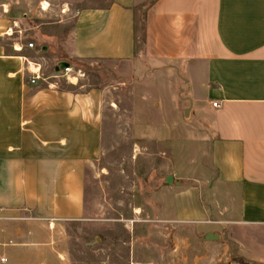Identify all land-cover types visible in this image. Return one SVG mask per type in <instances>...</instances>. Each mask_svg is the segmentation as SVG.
I'll return each mask as SVG.
<instances>
[{"label": "crops", "instance_id": "0c3cea01", "mask_svg": "<svg viewBox=\"0 0 264 264\" xmlns=\"http://www.w3.org/2000/svg\"><path fill=\"white\" fill-rule=\"evenodd\" d=\"M106 1L78 12L64 61L74 67V61L146 60L160 81L179 90L175 121L165 115L161 94L157 126L142 123L134 132L165 153L166 122L184 121L188 110L189 122L197 121L210 140L208 191L171 174L175 185L162 189L172 202L168 221L194 226L203 241L225 228L253 229L264 261V0H158L138 53L134 9L148 0ZM26 17L2 3L0 264H61L63 237L86 215L88 170L102 153V103L63 91L24 54ZM53 37L37 33L36 51L44 53ZM38 67L44 80L31 85ZM110 105L119 109L118 102ZM145 113L138 119L151 120ZM149 128L160 134L140 131Z\"/></svg>", "mask_w": 264, "mask_h": 264}, {"label": "rangeland", "instance_id": "374dc122", "mask_svg": "<svg viewBox=\"0 0 264 264\" xmlns=\"http://www.w3.org/2000/svg\"><path fill=\"white\" fill-rule=\"evenodd\" d=\"M2 3L26 14V45L34 43L37 33L54 36L44 53L35 46L24 48V54L43 65L44 75L53 76L63 91L102 103V153L88 170L86 215L69 225L63 237L61 264H264L253 229H221L218 241L206 242L194 226L168 221L172 202L162 193L169 188L168 175L175 174L186 187L196 184L208 191L210 140L197 121L189 122L190 115L180 123L166 122L161 132H170L165 153L156 142L134 134L139 124L157 126L153 116L159 95L166 98L165 115L174 121L170 114L183 105L179 90L160 81L148 61L83 63L86 68L73 64L83 75L73 84L55 72L65 62L78 12L105 6L106 0H0V11ZM176 83L180 86V80ZM111 101L118 102V110ZM144 111L151 120L138 119ZM140 131L160 134L154 128Z\"/></svg>", "mask_w": 264, "mask_h": 264}, {"label": "trees", "instance_id": "16d2710c", "mask_svg": "<svg viewBox=\"0 0 264 264\" xmlns=\"http://www.w3.org/2000/svg\"><path fill=\"white\" fill-rule=\"evenodd\" d=\"M158 0H148V2L144 5L137 6L135 11V44H136V52L140 51L144 45H145V39H146V19H147V13L148 10L157 2ZM39 49H42V47H38ZM66 63L70 64V61H65ZM77 63H80V66H83L86 68L83 63V61H74V65ZM90 64H93L91 62Z\"/></svg>", "mask_w": 264, "mask_h": 264}, {"label": "built area", "instance_id": "2783aa9c", "mask_svg": "<svg viewBox=\"0 0 264 264\" xmlns=\"http://www.w3.org/2000/svg\"><path fill=\"white\" fill-rule=\"evenodd\" d=\"M29 48H34L33 43H30L28 45ZM59 75L62 76V78H66L71 84L72 83V79L75 81H78V77H82V72L81 71H74L72 66H69L68 68L64 69V70H60L58 72ZM77 74V77H75V75ZM44 80V77L42 75L41 72V68H37V70L33 73V77L30 80L31 85H36L38 82ZM215 106V105H214ZM5 261V260H4Z\"/></svg>", "mask_w": 264, "mask_h": 264}, {"label": "water", "instance_id": "95a60500", "mask_svg": "<svg viewBox=\"0 0 264 264\" xmlns=\"http://www.w3.org/2000/svg\"><path fill=\"white\" fill-rule=\"evenodd\" d=\"M70 66V64L66 63V62H61L59 67L56 68V72H59L60 70H64L66 68H68ZM189 115L188 110L185 112V116L187 117ZM165 182L169 185H172L174 183V177L172 175L167 176ZM219 240V236L217 234L214 233H208L205 238L204 241L206 242H211V241H218Z\"/></svg>", "mask_w": 264, "mask_h": 264}]
</instances>
